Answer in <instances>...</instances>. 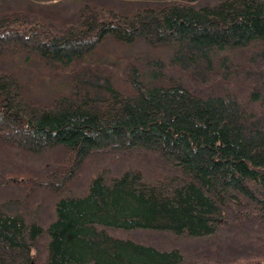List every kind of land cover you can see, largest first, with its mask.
Segmentation results:
<instances>
[{"label":"trees","instance_id":"trees-1","mask_svg":"<svg viewBox=\"0 0 264 264\" xmlns=\"http://www.w3.org/2000/svg\"><path fill=\"white\" fill-rule=\"evenodd\" d=\"M0 264H264V0H0Z\"/></svg>","mask_w":264,"mask_h":264},{"label":"rangeland","instance_id":"rangeland-1","mask_svg":"<svg viewBox=\"0 0 264 264\" xmlns=\"http://www.w3.org/2000/svg\"><path fill=\"white\" fill-rule=\"evenodd\" d=\"M117 235H118V236H122L121 233H119V234H117ZM137 240H138V241H144L143 238H141V236H140V238H137ZM231 243H232V242H231ZM227 251H228V250H227ZM227 251L225 250V253H227Z\"/></svg>","mask_w":264,"mask_h":264}]
</instances>
